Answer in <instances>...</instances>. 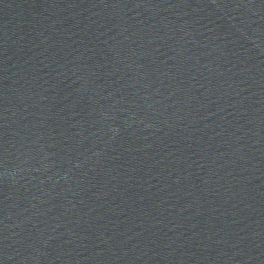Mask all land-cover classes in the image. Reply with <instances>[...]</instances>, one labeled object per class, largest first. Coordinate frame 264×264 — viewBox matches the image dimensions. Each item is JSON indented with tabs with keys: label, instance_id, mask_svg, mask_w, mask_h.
<instances>
[{
	"label": "water",
	"instance_id": "1",
	"mask_svg": "<svg viewBox=\"0 0 264 264\" xmlns=\"http://www.w3.org/2000/svg\"><path fill=\"white\" fill-rule=\"evenodd\" d=\"M0 264H264V0H0Z\"/></svg>",
	"mask_w": 264,
	"mask_h": 264
}]
</instances>
